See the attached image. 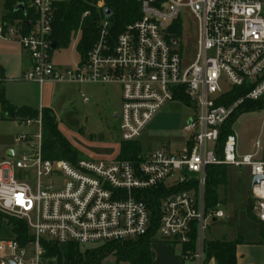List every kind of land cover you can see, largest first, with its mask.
<instances>
[{
	"label": "built area",
	"instance_id": "built-area-1",
	"mask_svg": "<svg viewBox=\"0 0 264 264\" xmlns=\"http://www.w3.org/2000/svg\"><path fill=\"white\" fill-rule=\"evenodd\" d=\"M61 1L68 0H34L38 19L28 31L22 24L0 19V38L18 41L31 57L32 67L24 81L40 86L48 82L121 85L123 103L118 118L123 142L137 141L160 109L183 101L180 97L184 95L196 115L184 126L186 142L180 151L152 150L141 154L138 164L45 158L41 133L30 157L1 160L0 211L25 221L33 240L22 245L16 238L0 239V264H45L43 239L98 245L141 238L151 224L143 192L191 179L197 181V188L161 200L157 236L183 245L195 239V252L185 257L204 264L206 233L225 217L221 208L206 207L207 168L247 166L253 178L264 177L261 141L253 153L240 155L233 132L226 136L219 154L224 125L245 99L264 96V0H138L141 17L115 37L110 19L104 17L97 40L85 57L80 55L81 62L74 69L58 67L52 60L53 5ZM98 6L105 4L101 1ZM183 9L198 24L191 62L178 23ZM80 34L75 36L78 43ZM249 82L254 87L244 98L219 104L232 88ZM39 125L42 131V118ZM24 140L25 135L16 137L17 143ZM16 169L31 173L32 182L18 180ZM175 175L176 181L167 184ZM252 195L256 216L264 224V178L252 184ZM30 245L35 252L26 261Z\"/></svg>",
	"mask_w": 264,
	"mask_h": 264
},
{
	"label": "rangeland",
	"instance_id": "rangeland-1",
	"mask_svg": "<svg viewBox=\"0 0 264 264\" xmlns=\"http://www.w3.org/2000/svg\"><path fill=\"white\" fill-rule=\"evenodd\" d=\"M1 13V11H0ZM179 26L183 32L187 59L191 62L195 56L198 38V24L193 15L183 9L179 19ZM74 37L68 47H59L53 51L52 60L55 65L63 69H74L81 62L78 51V41ZM16 64V63H15ZM19 66L27 69L29 59L23 55ZM10 78H21L20 73H10ZM7 90L12 101L18 105H28L35 109H49L56 121L57 131L69 147L76 153L77 159L98 162H111L118 160L123 140L120 133V120L117 114L122 109V87L119 84H96L74 82H48L42 89L39 85L29 82H7ZM89 99L84 101L83 97ZM196 115L194 106L184 101L176 100L160 109L154 119L147 125L138 141L142 145V154L152 150L167 148L168 152L180 151L185 145L184 126L187 121ZM30 119L18 127L20 135H25L24 142H16V134L11 125L0 123V157L5 150L4 146H11L15 152V159L24 155L31 156L38 148L42 134V145L48 137L40 129L39 121ZM233 131L237 136L238 152L248 154L254 152L256 142L264 143V110L250 111L239 115ZM7 158V155H5ZM224 186L219 187V199L225 217L216 225L211 226L206 237L213 236L218 239L231 238L237 231L247 239H256L259 226L249 215L247 205L251 198L253 177L250 167L228 166ZM18 180L26 179L32 182L33 177L26 175L22 170H15ZM178 175L166 180L167 184L176 181ZM10 219L21 220L0 211V239H14L15 235L8 225ZM23 221V220H22ZM48 240V239H44ZM98 245H84V249H91ZM182 245L176 244L181 250ZM35 247L27 248L26 261L34 256ZM44 261V259H43ZM45 264H47L45 262ZM102 264H130L118 261L116 255L106 257Z\"/></svg>",
	"mask_w": 264,
	"mask_h": 264
},
{
	"label": "trees",
	"instance_id": "trees-1",
	"mask_svg": "<svg viewBox=\"0 0 264 264\" xmlns=\"http://www.w3.org/2000/svg\"><path fill=\"white\" fill-rule=\"evenodd\" d=\"M34 0H0V19L11 25L22 24L25 30L35 24L38 14L32 2ZM103 1L104 8L111 10V34L115 37L119 35L125 27L141 17L140 4L138 0H68L54 3L53 19V41H56L59 47H68L72 39L80 32L78 44L79 54L85 57L98 38L100 21L106 17L105 9L100 8L98 3ZM23 4V9L18 6ZM88 12L87 16L84 14ZM264 79V75L262 77ZM254 84L249 82L240 87H234L221 98L219 104H231L240 98H244ZM189 105L187 96L180 97ZM2 117L7 119H17L27 121L37 119L42 116V130L44 136L48 137L42 145L45 158L66 159L72 162L77 161L76 153L69 145L60 138L57 131L56 121L53 113L49 109L42 111L28 106L16 107L11 104L4 94L0 95ZM264 110V96L258 100L245 99L236 110L231 119L221 130V139L219 143V154L221 146L228 134L233 133V125L239 115L250 111ZM142 154V145L137 140L134 142H123L121 155L118 160H130L135 164L140 162ZM226 165H212L207 168L206 184V207L207 209H218L221 207L219 199V187L224 186L226 181ZM196 180L191 179L188 183H181L177 186L167 187L164 184L143 192L142 200L147 204L151 224L148 233L137 239H131L123 242H108L98 244L91 249H84L78 243L59 244L50 240H42L44 263L47 264H102L103 260L111 254L117 256L118 261H126L130 264H152V254L150 245L157 236V230L160 222L161 200L170 194L197 188ZM255 199L250 198L247 211L248 215L257 222L261 240L264 242V224L260 222L254 214ZM15 238L22 244L27 245L33 240L29 228L25 221L10 219L8 224ZM244 238L238 236L236 240H206L205 256L215 260L216 264H236V248L240 243H244ZM196 249L195 239L188 245H185V253L192 254Z\"/></svg>",
	"mask_w": 264,
	"mask_h": 264
},
{
	"label": "crops",
	"instance_id": "crops-1",
	"mask_svg": "<svg viewBox=\"0 0 264 264\" xmlns=\"http://www.w3.org/2000/svg\"><path fill=\"white\" fill-rule=\"evenodd\" d=\"M23 55L29 59L30 65L27 67L26 70H24V68L22 66H19L18 64L19 61H22ZM31 67H32L31 57L23 49L22 45L18 41L0 38V95L4 94L6 99L16 107H24L28 105H23V106L16 105L12 101V96H10L9 91L7 90L6 83L11 82V81L17 82V83L23 82L24 75L31 69ZM16 72L20 73L21 78L19 77L15 80V78L9 77L10 73H16ZM24 82H29V81H24ZM29 83H35L39 85L36 82H29ZM43 86L39 85L40 89H42ZM28 107H31V106H28ZM36 110L42 111V109H36ZM27 121L3 118L1 103H0V123L11 125L10 129L14 130V134L19 136L20 134L18 131V127L22 126ZM4 148L5 150L1 154L0 161L3 159H6L5 155H7V158L15 157V152L12 150L11 146L5 145ZM251 153H248V154H251ZM240 155H246V154H240ZM263 157H264V154H263ZM251 198L254 199L252 195V188H251ZM254 214L256 215L255 204H254ZM219 221L214 223V225L219 223ZM258 234L259 235L256 239H247L244 235H242L241 233L237 231V233L232 235V237L229 239L227 238L218 239L213 236H208L207 240L233 241V240H236L238 236H242L245 242L237 245L236 264H264V242L263 243L259 242L261 240V237H260V233ZM178 243L179 242L177 241H166V240L161 239L159 236H156L154 241L150 245V250L152 254V264H199L195 259L185 257L186 255L185 245L179 243L182 245V248L181 250H177L176 244ZM204 264H216V262L214 259L212 258L208 259L205 256Z\"/></svg>",
	"mask_w": 264,
	"mask_h": 264
},
{
	"label": "water",
	"instance_id": "water-1",
	"mask_svg": "<svg viewBox=\"0 0 264 264\" xmlns=\"http://www.w3.org/2000/svg\"><path fill=\"white\" fill-rule=\"evenodd\" d=\"M23 8H24V5L23 4H21V5L18 6V9H23ZM105 15H106L107 18L111 17V15H112L111 10L108 9V8H106L105 9ZM58 46H59L58 43L56 41H53L52 42L51 49L52 50H55ZM263 178H264L263 176L254 177L253 178V181H252V184L253 185L258 184Z\"/></svg>",
	"mask_w": 264,
	"mask_h": 264
},
{
	"label": "flooded vegetation",
	"instance_id": "flooded-vegetation-1",
	"mask_svg": "<svg viewBox=\"0 0 264 264\" xmlns=\"http://www.w3.org/2000/svg\"><path fill=\"white\" fill-rule=\"evenodd\" d=\"M117 117H118V114H117Z\"/></svg>",
	"mask_w": 264,
	"mask_h": 264
}]
</instances>
